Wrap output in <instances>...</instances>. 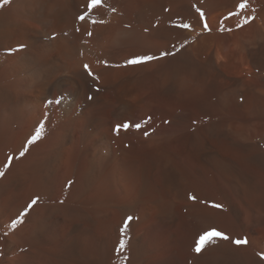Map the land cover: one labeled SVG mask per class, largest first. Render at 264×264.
<instances>
[{
	"label": "bare ground",
	"instance_id": "bare-ground-1",
	"mask_svg": "<svg viewBox=\"0 0 264 264\" xmlns=\"http://www.w3.org/2000/svg\"><path fill=\"white\" fill-rule=\"evenodd\" d=\"M0 169V264H264V0H0Z\"/></svg>",
	"mask_w": 264,
	"mask_h": 264
},
{
	"label": "snow or ice",
	"instance_id": "snow-or-ice-1",
	"mask_svg": "<svg viewBox=\"0 0 264 264\" xmlns=\"http://www.w3.org/2000/svg\"><path fill=\"white\" fill-rule=\"evenodd\" d=\"M245 5L244 4H241L240 7L243 8ZM248 22V18L245 19V23ZM184 27H188V25H184ZM205 28H207V25H205ZM181 47H183V45H181ZM178 50V49H177ZM168 53H161V56L163 55H167ZM155 59V57L153 56H136V57H132L130 59H128L126 62H125V66H128V65H137V64H142V63H145V62H148V61H151ZM106 63V62H105ZM85 70H88L87 66H85ZM89 75H92L91 72H89ZM93 79H97L96 77H93ZM60 101L57 100L56 103H59ZM119 125L117 126V130L119 129ZM123 127L125 129H127L129 127L128 124H124ZM136 128H139L140 125L137 124L135 125ZM40 136V132L37 131L31 138L30 140L28 141L29 144L35 142ZM25 151H27V145L25 146L24 148V151H21L20 152V156H23ZM11 161V158L9 159V163ZM8 165H5V168H7ZM4 175V169H0V176H3ZM37 203V200L36 199H33L31 201V203L29 204L28 208L30 209L32 207V205L36 204ZM213 207H220V205H212ZM27 212V210L25 211V213H21V217L23 215H25ZM132 219L131 216H129L127 218V220L125 221V224H124V228L121 229V232L124 233L126 232V229H127V225H128V221H130ZM21 222L19 219L18 220H15L13 221L11 227H15V225L17 223ZM216 237H219V238H223V239H227V237L223 236L222 233L220 232H216V231H209L203 235H201L199 237V239L197 240L196 242V248H195V251L196 252H199L201 250V246L206 244L209 240L213 239V238H216ZM235 244H241V243H246V241H240V240H236L234 241ZM125 247V240L123 238L120 239L119 241V249L120 250H123V248Z\"/></svg>",
	"mask_w": 264,
	"mask_h": 264
}]
</instances>
